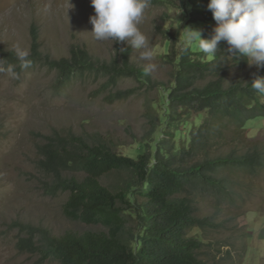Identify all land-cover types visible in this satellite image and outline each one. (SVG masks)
Masks as SVG:
<instances>
[{
  "label": "rangeland",
  "instance_id": "obj_1",
  "mask_svg": "<svg viewBox=\"0 0 264 264\" xmlns=\"http://www.w3.org/2000/svg\"><path fill=\"white\" fill-rule=\"evenodd\" d=\"M181 1L151 0L145 10L139 28L153 53V59L146 61L127 42L94 39L90 0H0V48L7 52L16 53L17 48L30 52L34 28L38 51L53 60L68 58L72 47H81L99 63L112 62L129 49L135 67L156 65L148 72L152 84L128 78L107 88L102 87L106 78L98 74L62 84L57 72L40 62L27 69L15 67L18 78L0 73V264H60L17 249L18 241L27 237L23 226L47 229L54 236L103 230L63 215L67 193H47L51 178L39 168L40 148L54 134H74L89 144H106L116 153L136 158L152 143L155 134L150 124L160 108L158 83L169 85L172 80V68L164 61L170 46L167 39L188 31L181 21ZM231 57L234 65L227 72L228 83H245L255 66ZM126 91L132 92L127 99L107 101L109 95ZM224 136L212 145L209 157L258 152L262 167L221 171L217 178L225 180V196L199 188L178 196L190 199L195 216L207 221L188 237L200 241L198 257L208 264H264V120H250L244 131L230 128ZM64 175L82 179L81 173ZM126 179L123 172H115L101 183L117 192Z\"/></svg>",
  "mask_w": 264,
  "mask_h": 264
},
{
  "label": "trees",
  "instance_id": "obj_2",
  "mask_svg": "<svg viewBox=\"0 0 264 264\" xmlns=\"http://www.w3.org/2000/svg\"><path fill=\"white\" fill-rule=\"evenodd\" d=\"M207 3L183 0L180 5L184 30H198L203 39H210L216 26ZM30 35L31 65L40 62L55 70L62 84L86 74L105 77L103 88L128 78L152 84L145 69L130 63L129 49L112 62L99 63L81 47H72L68 58L53 60L38 51L34 28ZM184 39L185 34L179 37L178 32L167 39L170 46L164 61L172 68V80L169 85L158 83L159 114L150 124L155 136L136 158L116 153L106 144H89L74 134H54L40 148L39 168L51 178L47 193H67L63 215L103 230L54 236L47 229L23 226L27 237L17 243L20 252L60 264H208L198 257L200 241L188 237L207 221L195 216L190 199L178 196L191 188L225 196V180L217 178L221 171L262 167L258 152L238 157L233 152L209 157V152L230 128L242 132L248 121L264 120V95L251 86L254 77H264V68L255 67L245 83H228L234 59L227 43L221 41L216 55L210 56L199 50L198 39L182 47ZM0 59L21 68L12 51L0 48ZM130 95L131 91L118 92L107 101ZM68 172L81 173L82 179L64 175ZM115 172L127 177L117 192L101 183Z\"/></svg>",
  "mask_w": 264,
  "mask_h": 264
},
{
  "label": "clouds",
  "instance_id": "obj_3",
  "mask_svg": "<svg viewBox=\"0 0 264 264\" xmlns=\"http://www.w3.org/2000/svg\"><path fill=\"white\" fill-rule=\"evenodd\" d=\"M90 3L95 13L89 17L92 25L90 32L95 40L127 42L130 47L141 51V59H153L149 39L139 28L151 0H90ZM207 9L216 21L213 35L210 39H203L198 30L187 28L182 47L198 39L199 50L205 55L215 56L219 43L224 41L228 45L227 51L236 60L245 59L249 66L264 68V0H208ZM29 56V51L16 49V58L21 68L31 66ZM155 67L149 64L145 72ZM0 73L18 78L13 65L0 62ZM251 86L264 95V77H254Z\"/></svg>",
  "mask_w": 264,
  "mask_h": 264
}]
</instances>
